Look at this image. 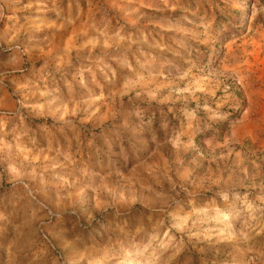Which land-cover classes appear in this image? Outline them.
Returning <instances> with one entry per match:
<instances>
[{
  "label": "rangeland",
  "instance_id": "1",
  "mask_svg": "<svg viewBox=\"0 0 264 264\" xmlns=\"http://www.w3.org/2000/svg\"><path fill=\"white\" fill-rule=\"evenodd\" d=\"M0 264H264V0H0Z\"/></svg>",
  "mask_w": 264,
  "mask_h": 264
}]
</instances>
